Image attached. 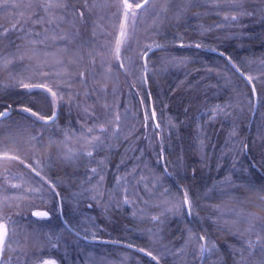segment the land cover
I'll return each mask as SVG.
<instances>
[{
	"label": "trees",
	"instance_id": "trees-1",
	"mask_svg": "<svg viewBox=\"0 0 264 264\" xmlns=\"http://www.w3.org/2000/svg\"><path fill=\"white\" fill-rule=\"evenodd\" d=\"M136 11L117 60L122 0H0L5 264H264V0Z\"/></svg>",
	"mask_w": 264,
	"mask_h": 264
},
{
	"label": "snow or ice",
	"instance_id": "snow-or-ice-1",
	"mask_svg": "<svg viewBox=\"0 0 264 264\" xmlns=\"http://www.w3.org/2000/svg\"><path fill=\"white\" fill-rule=\"evenodd\" d=\"M150 0H144V3H130L129 0H122V8H123V17L124 20L121 22L120 24V33L119 36L117 37L116 40V58L117 60L120 59V45L124 42L126 35H127V31H126V22L128 21V19L130 18L131 20L135 21L137 19V11L136 10H143L145 5L147 3H149ZM250 15V14H249ZM233 20H236L237 17L233 16L232 17ZM200 45H197V47H199ZM153 46H148V49L146 51H144L143 56L145 58L148 57L149 52L152 50ZM154 47L159 48L160 45H155ZM229 62L231 63V58H229ZM121 67H123V65L121 64ZM232 67H236L235 64H232ZM237 72L240 71L239 68H236ZM241 75H244L242 72L240 73ZM248 81L252 80V77L249 76L247 77ZM21 87L25 88V89H33V88H40V89H46L48 93H50L53 97H55L57 95L56 92H54L52 90V88L48 87L46 84H39V85H35V84H27V83H22ZM254 90V89H253ZM21 111L27 113L30 118H35L38 121L43 122L45 125H47L48 123L52 122L54 120V115L51 117H44V116H40L38 113L33 112L32 109L30 108H24L21 109ZM7 115V111L4 112H0V119L6 117ZM149 116L151 117V119L153 121H155L156 118V112L153 109L150 113L146 112L145 113V120L149 119ZM155 127H159V124H155ZM91 130H89L90 132ZM89 156L92 155V153H88ZM13 159L16 160H20L19 157H13ZM20 163L23 165L24 161L20 160ZM28 168H30L33 172H35V168L31 165L28 164L27 165ZM37 176H39V173H36ZM51 186V190L53 191V194L58 195V193H55V187L56 185H52L51 182H48ZM12 187L16 188L19 187V185H13ZM32 191L34 192H38L40 191V189H32ZM124 203H128L127 198H125ZM184 205H189L190 201L189 198L187 196V193L184 194V201H183ZM34 216L36 217H40V218H47L49 216V212L48 211H36L33 213ZM8 220H10V217L7 218ZM154 219H156L154 217ZM201 240H205L204 236H200L199 237ZM9 239V234H8V227L6 223L0 222V252H2L6 246V241ZM250 246H251V242H250ZM213 247H215L213 245ZM205 250L204 245H201V251L203 252ZM139 251L143 252L144 249H139ZM147 256L151 257L152 260L154 261H158V258L156 256L153 255V253L151 251L146 253ZM42 264H56V261L54 259H45L43 260Z\"/></svg>",
	"mask_w": 264,
	"mask_h": 264
},
{
	"label": "water",
	"instance_id": "water-1",
	"mask_svg": "<svg viewBox=\"0 0 264 264\" xmlns=\"http://www.w3.org/2000/svg\"><path fill=\"white\" fill-rule=\"evenodd\" d=\"M156 45H160V47L159 48H161L163 45H161V44H156ZM155 45H153V47H152V50L149 52V54L151 53V52H153V51H155V50H157V49H159V48H156V47H154ZM228 58V57H227ZM228 60H229V58H228ZM142 61H143V66H144V78H145V80H146V78H147V75H146V73H147V69H148V67H147V58H145L144 56H143V58H142ZM231 66H232V64H235L233 61H231ZM236 65V64H235ZM234 68V67H233ZM236 68H239L237 65H236V67L234 68L235 70H236ZM237 71V70H236ZM243 73L244 75H241L240 73ZM247 82H248V84L250 85V87H251V89H252V92H253V108H252V112H251V118H250V121H252V119H253V116H254V114H255V112H256V108H257V92H256V89H255V86L253 85V83H252V81H248V79H247V75L243 72V71H239L238 72ZM254 89V90H253ZM153 110V106L151 105V111ZM4 111H7V115L9 114V111L7 110V109H4L2 112H4ZM154 124H157V119L155 118V121H154ZM8 157H12V156H10L9 154H0V158H8ZM58 205H59V214H60V217H61V219H62V221H63V223L68 227V229L69 230H71V231H73L75 234H77L79 237H81V238H83L84 240H86V241H96L97 239H94V238H89V237H86V236H84V235H82V234H80V233H77V231H75L74 229H72V227L71 226H69L67 223H66V221L64 220V218H63V215H62V207H61V202H60V199L58 198ZM185 209H186V212H187V214H188V216H190V208H189V205H185ZM0 222H3V223H6L7 224V227H8V223H7V221L6 220H0ZM99 241H108V240H104V239H98ZM111 242H114V243H116V244H118L119 242H117V241H112L111 240ZM126 246H128V247H132V248H134L135 249V247H133V246H131V245H128V244H125ZM202 245H204V248H205V250L202 252L201 251V254H200V258H199V262H198V264H202V261H203V259H204V256H205V252H206V242H205V240H202ZM45 259H54L55 261H56V264H59V262H58V260L55 258V257H43L42 259H40L39 261H38V263L37 264H42V262H43V260H45Z\"/></svg>",
	"mask_w": 264,
	"mask_h": 264
},
{
	"label": "flooded vegetation",
	"instance_id": "flooded-vegetation-1",
	"mask_svg": "<svg viewBox=\"0 0 264 264\" xmlns=\"http://www.w3.org/2000/svg\"><path fill=\"white\" fill-rule=\"evenodd\" d=\"M0 220H4V219H0ZM7 241H6V243H7ZM10 250H12V249L5 246L4 250L2 252H0V264H5L9 261V257H6L5 254L10 252ZM58 262H59V264H61L59 260H58Z\"/></svg>",
	"mask_w": 264,
	"mask_h": 264
},
{
	"label": "rangeland",
	"instance_id": "rangeland-1",
	"mask_svg": "<svg viewBox=\"0 0 264 264\" xmlns=\"http://www.w3.org/2000/svg\"><path fill=\"white\" fill-rule=\"evenodd\" d=\"M129 21H130V23H131V19L129 18ZM126 31H127V35H126V38H125V40L124 41H127V39L129 38V27L128 26H126ZM36 211H41L39 208H34V209H32V212H36ZM8 223V222H7ZM206 242V241H205ZM202 245V244H201ZM201 254V253H200ZM87 258V257H86ZM199 258H200V255L198 256V262H199Z\"/></svg>",
	"mask_w": 264,
	"mask_h": 264
}]
</instances>
